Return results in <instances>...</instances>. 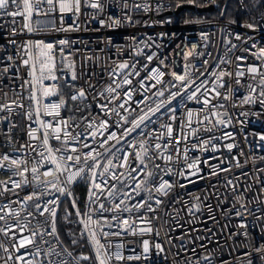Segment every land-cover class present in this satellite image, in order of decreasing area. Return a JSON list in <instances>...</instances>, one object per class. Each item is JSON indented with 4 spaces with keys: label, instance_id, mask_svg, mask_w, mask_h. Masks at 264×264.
Listing matches in <instances>:
<instances>
[{
    "label": "built area",
    "instance_id": "1",
    "mask_svg": "<svg viewBox=\"0 0 264 264\" xmlns=\"http://www.w3.org/2000/svg\"><path fill=\"white\" fill-rule=\"evenodd\" d=\"M229 1L218 12L219 0H99L102 8L81 0L80 11L73 14L42 0L32 15L31 32L23 16L10 15L17 11L15 5L0 9V264H82L68 255L57 225L56 235H48L52 218L35 207L55 208L57 223L63 201L74 197L82 184L89 190L79 215L81 235L96 257L93 232L104 245L99 264L105 253L116 251L124 259L106 264H248L249 259L264 264V254L255 251L264 245V6L254 17L238 20L225 16ZM238 2L245 5V0ZM182 5L195 8L178 12ZM210 5L212 11H199ZM37 42L53 45L43 77L40 62L46 57L34 47ZM125 63L127 68H119ZM252 66L259 69L255 78L248 71ZM155 70L164 73L159 84L152 78ZM240 72L244 75L238 76ZM173 73L184 75L185 81ZM221 73L223 79L218 80ZM109 87L115 91L108 92ZM80 90L85 96L71 100ZM161 91L163 96L158 95ZM61 100L65 104L56 116L51 105ZM158 105L155 114L149 111ZM145 113L149 118L120 143L112 140L101 147L109 133L121 136ZM41 121L53 127L45 129ZM102 121L106 130H98ZM169 126L174 139L168 136ZM45 131L51 153L43 144ZM141 143L148 148L146 168L135 158L142 152ZM89 152L101 153L100 167L85 166ZM76 155L81 156L79 164L60 159ZM169 155L171 160L161 158ZM119 157H127L137 172L130 176ZM109 160L112 166L101 176ZM190 164H197L198 170ZM80 168L83 172L69 183L70 173ZM148 172L153 175L147 177ZM144 179L148 183L137 194L135 184ZM93 180L100 189L93 187ZM161 181L173 185L166 196L154 190ZM156 199L162 203L157 205ZM138 204H151L153 211ZM149 227L151 232H141ZM30 237L34 243L17 250L20 241Z\"/></svg>",
    "mask_w": 264,
    "mask_h": 264
},
{
    "label": "snow or ice",
    "instance_id": "2",
    "mask_svg": "<svg viewBox=\"0 0 264 264\" xmlns=\"http://www.w3.org/2000/svg\"><path fill=\"white\" fill-rule=\"evenodd\" d=\"M42 2V0H0V9H7L10 7V5H15L16 8H17V11L15 12H11L10 15L12 16H16V15H20V16H23L27 21H29L28 23H26L24 25L25 28L28 29L29 32L33 31L32 27H31V18H32V15L34 12L38 13L39 12V5L40 3ZM190 3H194L195 0H189ZM47 4L49 6H57L58 5V10L61 12V13H67V12H71L73 14L75 13H78L80 11V7H81V0H47ZM90 6L92 8H102V5L101 3L99 2V0H91V3H90ZM137 7H139V5H137ZM144 10L145 11H148L149 8L147 5L144 6ZM235 21H233L234 23ZM101 23H103V21H101ZM117 23H119V21H117ZM249 28H253L254 25L253 24H249L247 25ZM205 39H207V37L205 36ZM60 44H67L68 41L67 40H61L59 42ZM36 49L40 50V55L43 56V57H46V60H42L40 63H41V75L43 77V73H44V70H45V66L46 64L52 60V49H53V45L52 44H44L43 42H37L36 45L34 46ZM189 55H191V53H189ZM260 56L261 57H264V48L260 49ZM152 57L150 56L149 57V60H151ZM237 59H244L242 57H238ZM24 63L27 65L28 64V61L25 60ZM32 71H33V74L35 73L36 71V66L35 64H33L32 66ZM128 65L125 63V64H120L119 65V68L121 69H124V68H127ZM51 71L52 69L51 68H48V73H49V76L52 78V79H55L54 76H51ZM156 71V75H154L152 78L156 80V83L159 84L161 83V79L160 77H162L164 75L163 72L159 71V70H155ZM249 72L253 73V78H255V74H257L259 72V69L256 67V66H252V67H249L248 69ZM173 75L175 76V79L178 80V81H181V82H184L185 81V76L184 75H179V76H176L174 73ZM223 75L224 73H221L220 76L217 77L218 80H222L223 79ZM228 75H231V73H228ZM238 76H242L244 75L243 72H240V73H237ZM262 76V79H261V84L264 85V74H261ZM72 79H76V75L75 73H73V76H72ZM125 83H130L129 80H127V78H125ZM221 86H223L221 84ZM108 92H113L115 91V89L109 87L107 89ZM45 94H48L47 90H45ZM179 93H173L172 95L175 96ZM262 95H264V93H261ZM158 95L160 96H163L164 93L161 91L158 93ZM217 95H220L219 92H217ZM85 96V92L83 90H80L77 94H74L71 96V100L75 101L77 100L78 98H82ZM246 101L250 100L251 97H246L245 98ZM205 104H208L209 101L207 99H205L204 101ZM65 104V101L64 100H61L58 104H52L51 105V108L52 109H55V115L56 116H59V109L62 105ZM161 105H158L156 109H149L150 112H152L153 114H155L156 111H159V107ZM46 108L48 107L47 105L45 106ZM120 107H123V105H120ZM47 114L49 115H52L53 113L51 112H48ZM189 116H191V113H189ZM29 118H31V113H29ZM148 114L145 113L144 115L140 116L138 120H134L132 121V127L131 128H127L124 130V132L121 134V136H117V134L115 132H112V133H109L105 138L104 140L101 142V147H104L105 144H108L109 141H112V140H115L116 143H120V140L123 138V136L125 135H128L130 134L131 132H133L136 128H138L140 126V124H142L146 119H148ZM125 119V122L127 123V119ZM220 123H223V121H219ZM63 123L66 125L67 124V121H63ZM41 124L42 126L45 128V129H48V128H52L53 126L50 124V123H46L44 121H41ZM91 127V125H90ZM108 127L107 125V122H104L102 121L99 125H98V130L99 129H104L106 130ZM55 132L59 133V129H55L54 130ZM172 128L169 126L167 128V133H168V136L170 139H174L175 137L172 136ZM103 133H101L102 135ZM30 137L32 139H36L37 137L35 136V133L34 132H30L29 133ZM65 136H67V133H65ZM93 137L95 138V133H93ZM55 139L57 140H60L61 139V136L59 134H56L54 136ZM48 139H49V134L47 131H45L44 135H43V144L44 146H48ZM182 139V137H181ZM262 139H264V137H262ZM85 147H88V145H85ZM114 147V145H113ZM134 147V146H133ZM233 147V145H228V148L231 149ZM140 148L142 150V152H137L135 154V158L137 160H139L140 164H144L145 168L147 167V165L145 164L144 162V157L148 155V148L145 147V143H141L140 144ZM155 148L157 150H160L161 149V145L159 143H157L155 145ZM47 150L49 153H51L53 151V149L51 147H47ZM119 151V149H117ZM56 151H59V149H57ZM73 152H76L77 150L75 148L72 149ZM101 155L100 152H95V154L93 155L92 152H89L88 154L85 155L84 157V164L85 166L89 167V169H95L97 167H100V163L99 161L97 160V157H99ZM163 159H167V160H171V156H167V157H161ZM9 157L8 156H4L3 157V160H8ZM61 160H73L75 164H79L81 162V156L80 155H76L75 157L73 156H68V157H61L60 158ZM118 159H122L124 161V163L121 164V167H127L129 169V175L131 176V173L132 172H137V168H134L132 167V165L128 164L127 162V157H119ZM89 161H91L92 163L89 164ZM53 163H56L55 160L52 161ZM12 164H17L18 162L16 160H12L11 161ZM0 166H3V165H0ZM112 166V161L109 160L108 161V166L104 167V172L101 173L100 175L103 176L104 173L108 172L109 171V168ZM239 166V165H237ZM57 167L58 168H64V170L66 171L67 170V167H65L64 165L62 164H57ZM157 167H159L157 165ZM188 167L190 168H196L198 170V165L197 164H190L188 165ZM83 168H80L78 169L76 172H72L70 173V175L68 176V182L71 183L76 177L80 176L81 172H83ZM226 170V169H225ZM25 171H27V169H25ZM33 171L35 172V169H33ZM139 171L143 172L144 169H140ZM215 174V173H214ZM45 175H49V173H45ZM93 176L96 175V173L93 171L92 173ZM153 174L151 172H148L147 173V177H151ZM115 178V177H114ZM133 180L136 179V177H131ZM148 183V180L147 179H144V180H140L138 181L136 184H135V188L133 189V191L137 192V194H139L138 190L141 188L142 185H145ZM229 183H231V181H229ZM93 184V187L96 188V189H100V184H97L95 183V180H93L92 182ZM20 185L19 184H14V187H19ZM173 187V185L171 183H169L168 181H161L158 185H156L154 187V190L155 192L157 193H160L162 195H168V192L169 190ZM61 193L63 194H66V195H71V192H66L64 188H60L58 189ZM147 190V189H146ZM150 191V190H149ZM95 195V193H92L90 192V196H93ZM109 195H112V192H109ZM125 195L127 196V193H125ZM33 197L32 196H29L27 199L28 200H31ZM151 199V196L149 197ZM197 199H199L197 197ZM54 203V202H53ZM121 203H123V201H121ZM155 203L157 205L161 204L162 201L160 199H156L155 200ZM73 206H74V202H73ZM147 207L149 211H153L152 207H151V204H138L137 207ZM37 211L43 215L45 212L49 213L50 217L52 218L51 221H50V226H51V232L48 233V235H56V222H55V217L57 215L56 213V210L55 208H50L48 206H44L43 209H41V206L39 204L35 205ZM101 207H103V205H101ZM116 208L119 209L120 208V204H117L116 205ZM125 210H128V209H125ZM239 215V213H237ZM67 215H70V213H68ZM77 215H80L79 211H77ZM3 217H0V219H2ZM124 223L127 224V220L124 221ZM85 227L87 228L88 226L85 225ZM0 231H3L2 229H0ZM144 231H148V232H151L152 229L149 227L147 229H142L141 232H144ZM37 235L36 232H33L31 234V237H35ZM116 235H119V233H116ZM24 238L23 240L20 241L19 245L17 246V250L19 249V247H25L26 245H32L34 243V240L33 238ZM92 238H93V241L95 242V244L98 246L97 248V258L100 257V252H99V249L103 248L104 245H101L99 243L98 240L95 239V233L93 232L92 233ZM73 243H77V241H73ZM0 247H3V245H0ZM119 247V246H118ZM155 247L157 249H160L161 251H163V249L161 248V246L159 244L155 245ZM149 250V244H148V241H144V251L147 252ZM65 251H67L65 249ZM255 251L257 252H260L262 254H264V245H261L259 248H256ZM57 255H59V253H57ZM68 255L71 256L72 253L71 252H68ZM246 255L248 256H251V253H247ZM116 259V260H123L124 257L120 254L119 251H116L115 253H113L112 255H108L107 253H105V258L104 259H100V264H106V261L108 260H111V259ZM136 259H139V257H135ZM262 259H264V255L261 256ZM18 259H23L22 257H18ZM79 259H83V260H88L89 257L88 256H81L79 257ZM128 259H133V257H129ZM204 259H209L208 257H204ZM29 264H31V262H29ZM248 264H252V261L251 259H249L248 261Z\"/></svg>",
    "mask_w": 264,
    "mask_h": 264
},
{
    "label": "trees",
    "instance_id": "3",
    "mask_svg": "<svg viewBox=\"0 0 264 264\" xmlns=\"http://www.w3.org/2000/svg\"><path fill=\"white\" fill-rule=\"evenodd\" d=\"M219 2L220 10L218 12H221L226 0H219ZM263 6L264 0H245L244 6H240L238 0H230L225 16L238 20H248L251 17H254ZM88 190V186L83 184L78 185L74 190V198L76 199L77 206L80 209H83L85 206ZM68 202L69 201L67 200L66 204ZM67 211H71L72 213L74 212L72 206L68 205V210H66V207L64 210L60 209L57 218V228L61 241L82 264H96V259L91 246L87 244V239H85L80 233V224L78 225L76 222L73 223L72 219H74V217H72V215H67ZM74 240L77 241V243L74 244ZM81 256H88L89 259H79Z\"/></svg>",
    "mask_w": 264,
    "mask_h": 264
},
{
    "label": "rangeland",
    "instance_id": "4",
    "mask_svg": "<svg viewBox=\"0 0 264 264\" xmlns=\"http://www.w3.org/2000/svg\"><path fill=\"white\" fill-rule=\"evenodd\" d=\"M67 200H68L70 203L68 202V203L66 204V201H67ZM73 202H74V206H73ZM64 203H65V204H64ZM86 203H87V201H86ZM86 203H85V205H86ZM63 204H64V206L66 207V210H68V205H69V206H72L74 212L72 213L71 211H67V213H70V216L72 215V217H74V219H72V222H73V223L76 222L78 225L80 224V226H81V229H80L81 232H80V233L83 234V231H84V229H83V218H81L79 215H77V211H79V213H83V210H84L85 206H84L83 209H79L78 206H77V201H76V199H75L74 197H67V198L63 201L61 207L63 206ZM64 206H63L62 208H60V209H61V210H64V209H65ZM57 218H58V216H57ZM56 225H57V223H56ZM87 244H88L89 246H91L88 242H87ZM91 248H92V247H91ZM92 250H93V252H94V257H95V259H96V264H99V261H98L96 255H95V251H94L93 248H92Z\"/></svg>",
    "mask_w": 264,
    "mask_h": 264
},
{
    "label": "water",
    "instance_id": "5",
    "mask_svg": "<svg viewBox=\"0 0 264 264\" xmlns=\"http://www.w3.org/2000/svg\"><path fill=\"white\" fill-rule=\"evenodd\" d=\"M184 8H192L194 9L195 6L194 5H182L178 8V12H180L181 10H183ZM214 9V6L210 5V6H207V7H204V8H199V11L201 12H210Z\"/></svg>",
    "mask_w": 264,
    "mask_h": 264
}]
</instances>
